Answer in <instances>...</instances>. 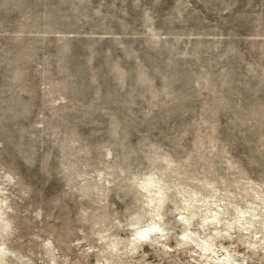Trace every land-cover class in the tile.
Returning a JSON list of instances; mask_svg holds the SVG:
<instances>
[{"label": "rangeland", "instance_id": "1", "mask_svg": "<svg viewBox=\"0 0 264 264\" xmlns=\"http://www.w3.org/2000/svg\"><path fill=\"white\" fill-rule=\"evenodd\" d=\"M0 264H264V0H0Z\"/></svg>", "mask_w": 264, "mask_h": 264}]
</instances>
